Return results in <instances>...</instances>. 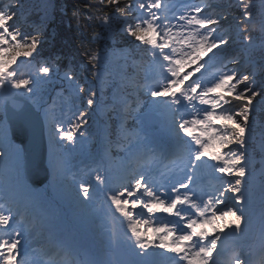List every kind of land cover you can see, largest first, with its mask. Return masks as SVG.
Masks as SVG:
<instances>
[{"label":"snow or ice","instance_id":"snow-or-ice-1","mask_svg":"<svg viewBox=\"0 0 264 264\" xmlns=\"http://www.w3.org/2000/svg\"><path fill=\"white\" fill-rule=\"evenodd\" d=\"M23 7L22 0H0V107L5 109L0 115V264H97L59 232L54 206L27 177L42 183L35 149L47 128L45 179L69 178L67 157L86 138L89 110L102 102L101 86L110 74L103 62L107 50L81 53L88 68L81 83L71 65L61 67L60 57H41L42 30L25 31L16 22ZM219 7L213 0H181L178 9L174 0H99L83 17L72 10L82 31V18L104 27V35L117 23L146 50L143 86L150 103L123 146L127 174L113 175L109 187L106 140L89 165L94 183L78 182L74 197L79 215H94L93 193L103 186L112 213L126 224V251L114 250L105 264H218L222 237L229 233L235 242L227 264H264V164L258 169L250 152L257 104L264 111V80L241 72L236 56L223 55L231 45L246 46L248 52L264 48V0H226L238 15ZM229 16L232 22L222 23ZM257 24L259 45L250 34ZM104 35L94 32L90 39L94 43ZM210 68L215 71L209 73ZM57 84L58 95L67 92L70 102L83 94L85 107L77 108L67 126L46 99ZM18 97L24 103H16ZM159 124L172 141L165 148L150 143V130ZM157 156L169 160L158 179L143 170ZM205 174L214 176L219 187L205 192L198 181ZM36 233L44 245L30 255L27 242Z\"/></svg>","mask_w":264,"mask_h":264},{"label":"trees","instance_id":"trees-1","mask_svg":"<svg viewBox=\"0 0 264 264\" xmlns=\"http://www.w3.org/2000/svg\"><path fill=\"white\" fill-rule=\"evenodd\" d=\"M33 1L35 0H22L24 5L21 9L20 14L17 19V23L22 25V30L32 31L34 28H40L43 32L44 44L39 49L41 57L44 58H55L60 57L61 67L65 65H71L79 76L81 83H85V80L88 76V68L85 67V62L81 56V53L85 49H105L107 50V55L103 61L107 64L109 72L111 68L118 64L122 63L126 68L125 74L120 78L123 84V91L126 99H146L149 98L146 96L144 91L140 95L135 94L134 84L128 82L131 79L132 73L135 72L133 67V60L136 59L140 62V67H143L142 57L145 56V48L139 45V42L136 44L132 43L130 37H127L119 29L121 25L114 23L111 31L105 34V29L101 25L95 22H89L85 19H81L80 23L84 26L83 31L77 27L76 21L72 18V10L76 8L81 11V16H85L88 13L86 9L89 5H98L99 0H53L54 5L52 9V16L41 24V18L38 14V10L34 6ZM213 2L220 5L217 11L225 10L230 11L233 15H238L237 9H228L226 7V0H213ZM107 11V9H105ZM232 22V17L229 16L228 21H222L225 25ZM37 25V26H36ZM252 27V26H250ZM257 30L252 31L250 34L253 36L255 41H260V33L258 31V24L255 26ZM100 33L104 35V38L92 42L90 37L93 33ZM242 39V37H241ZM240 49L246 50V46L237 45ZM249 58L254 62L264 63V48L259 46L247 51ZM144 68V67H143ZM245 73H248L244 71ZM256 79L258 81L264 80V66L256 67L255 71ZM83 73V75H81ZM105 83L102 87V96L101 104L95 105L91 110L90 114L87 117V125L85 127L91 128L92 120L98 115L106 124L108 129V136L111 137V140H115L117 143H121L124 139V134L122 130L120 131L119 125L116 123L115 115L111 110V105L109 103V98L111 94V89L114 84L113 80L110 79L109 74L105 76ZM53 87L60 86L54 85ZM53 87L48 89V93L51 92ZM87 88V84H85ZM81 104H83V94L80 96ZM143 104L145 102H142ZM255 103V102H254ZM141 105V102L139 103ZM85 106L83 105V108ZM1 115V112H0ZM133 121H126L124 124L125 127H131ZM255 143L253 144L250 152L254 151L253 161L258 164L259 160L264 156L262 149L258 146L256 142L259 137L264 138V111H260V106L257 104V111L255 113ZM111 151L116 153L117 151L111 144Z\"/></svg>","mask_w":264,"mask_h":264},{"label":"rangeland","instance_id":"rangeland-1","mask_svg":"<svg viewBox=\"0 0 264 264\" xmlns=\"http://www.w3.org/2000/svg\"><path fill=\"white\" fill-rule=\"evenodd\" d=\"M174 2L177 4V9L179 8V3L181 0H174ZM34 6L38 10V14L41 18V24L43 25V22L47 19H49L52 16V9L54 2L53 0H35L33 1ZM176 15H181L182 13L178 10H173ZM171 14V13H170ZM37 26V25H36ZM260 41H256V44L259 45ZM231 47V48H230ZM228 51H226L223 55L226 58H230L232 56H236L240 60V64L238 65L240 71H248L252 72L254 71L256 66L263 67L264 64L256 65L257 62H252L251 60L246 59L245 52L238 49V47L230 46ZM231 50V51H230ZM254 65V66H253ZM231 66V65H230ZM23 67V66H22ZM136 73L135 74V81L136 84L140 89L144 88V76L145 72L141 70L140 67H138V64L136 63ZM110 70V79L113 80L114 84L112 86V93L109 98V103L111 105V110L113 111V114L118 119V125L121 127L125 123L126 116L135 117L136 118V125L132 129H127L126 136L132 134L134 130L138 127L140 120L138 119L139 113L136 111L135 106L132 105L131 111H128V107L131 105L129 104H123V102L120 101L122 98V84L121 80L118 79V77H121L124 73L125 68L123 67V64L118 63L114 65ZM24 71H33L32 68L23 67ZM141 75L143 78H141ZM139 78V80L137 79ZM136 87V90L138 89ZM139 90V89H138ZM137 90V91H138ZM145 90H147L145 88ZM60 92V88L56 89L54 88L50 95H46V99L48 100V104H55V112L54 116L57 120L62 122L65 126L69 123V121L74 120L75 116L73 115L76 113L77 108L83 109V105L81 104V101L78 99L74 103L70 102L68 100V93H64L62 96L58 95ZM3 101L0 100V105H2ZM132 104V103H131ZM0 110H2V107H0ZM91 128L85 127L86 132V138L84 140L79 141L74 150H72L68 155V161L69 165L71 167V171L69 173V178L67 181L63 182H55L52 183V194L54 197H57L58 200L63 204L67 205L70 203L71 200L74 199L76 190H77V183L78 182H84L87 181L89 183H94V174L92 172V169L89 167L92 160L95 158H98L99 155L103 151V147L105 144V141L107 140L110 143V137H108V130L107 126L104 123V121L97 116L93 122L91 123ZM163 135L164 137L167 135V131L165 127L158 128L155 130H150V143L153 144L157 148H163V138H161L159 135ZM47 140H48V151H49V137H48V131H47ZM94 142V146H91ZM258 143V146L261 148V145L264 144V138L259 137L256 141ZM127 140H125L121 145H115L116 147L123 150V146L126 145ZM262 149V148H261ZM262 153L264 155V149H262ZM49 154V152H48ZM125 152L122 151L118 157H113L110 152L106 155V164L108 166L109 170V187L113 185L112 176L117 172L120 175H126L127 174V168L125 165L127 164V161L125 159ZM48 160V158H47ZM262 164H264V160L262 158L259 162L260 169L262 167ZM3 164L0 162V169H2ZM79 167V169H78ZM259 174V173H258ZM201 176V175H199ZM205 178H210L208 184L212 186L213 190L215 188L219 187V184L216 182V178L212 176L211 174H205L202 175ZM73 177H75L73 179ZM202 183V182H200ZM102 194V195H101ZM105 189L103 186L96 188L95 192L93 193V201H92V208L94 209V215L84 217L78 214V218L80 217L82 222H88L92 220L93 222L96 221V223H99L96 228L97 229H104L106 230L107 234H104L103 239L105 240V246L106 248H110L111 244L114 242V238L112 237L113 233L117 229H125L126 224L122 223L121 220H119L117 217H115L112 213V209L109 207V202L105 198ZM44 196V194H43ZM231 203V201H229ZM258 208H257V214H258ZM119 214V213H118ZM101 219L100 222H97L98 219ZM147 218V217H145ZM154 226V225H153ZM111 234V237H110ZM38 239L41 242L42 237L39 235V233L34 234L31 236L28 240V243L34 244V241ZM222 240L225 242H230L233 246L235 242V238L229 233L225 237H222ZM27 243V244H28ZM43 243V242H41ZM110 253L108 252L106 257L108 259L110 258Z\"/></svg>","mask_w":264,"mask_h":264},{"label":"bare ground","instance_id":"bare-ground-1","mask_svg":"<svg viewBox=\"0 0 264 264\" xmlns=\"http://www.w3.org/2000/svg\"><path fill=\"white\" fill-rule=\"evenodd\" d=\"M161 127L164 126L161 124ZM52 183L53 180L50 179L44 183L41 187L35 188L31 186L33 189L38 190L44 197L49 200L54 208L56 209L57 206L64 208L63 212L57 215V226L59 232L66 237L67 239L71 240L75 246H80V244L87 245L90 249H94L98 252L107 253V249L105 247V240H102L98 236L107 234L106 230L100 231L99 229L95 230L93 228V224L91 222H77L74 218H72V213L76 211L77 213V204L75 200H71L70 203L67 205H63L57 197H54L52 194ZM119 219V214H114ZM159 215V213L157 214ZM99 220V219H98ZM120 220V219H119ZM100 221V220H99ZM126 229H117L114 233V242L119 244V246L124 247L127 249L128 242L127 237L125 235ZM111 237V236H110ZM248 243H252L251 240ZM32 255V254H30ZM61 259V258H60Z\"/></svg>","mask_w":264,"mask_h":264},{"label":"water","instance_id":"water-1","mask_svg":"<svg viewBox=\"0 0 264 264\" xmlns=\"http://www.w3.org/2000/svg\"><path fill=\"white\" fill-rule=\"evenodd\" d=\"M0 95L2 96L3 93L0 92ZM16 103H24V100L22 98H17ZM12 106V102L10 101L9 102V107ZM4 112H5V109H4ZM157 126V125H156ZM155 127V126H154ZM153 127V128H154ZM47 140H46V128H42L41 130V133L39 135V138H38V142H37V145H36V155L37 157L39 158L40 160V171H39V174H38V179H40L42 181V183H35L33 177L31 175H29L27 178H28V182L31 184V185H34L36 187H41L43 185V183L47 182L48 179H45V171L44 169L47 168V163H46V159H47ZM115 251H119L120 253H123L125 252L122 248H114Z\"/></svg>","mask_w":264,"mask_h":264}]
</instances>
